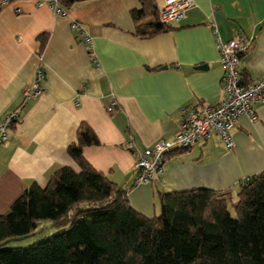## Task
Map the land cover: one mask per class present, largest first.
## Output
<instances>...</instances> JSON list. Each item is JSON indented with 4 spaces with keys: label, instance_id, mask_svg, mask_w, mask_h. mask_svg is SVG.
<instances>
[{
    "label": "crops",
    "instance_id": "crops-1",
    "mask_svg": "<svg viewBox=\"0 0 264 264\" xmlns=\"http://www.w3.org/2000/svg\"><path fill=\"white\" fill-rule=\"evenodd\" d=\"M51 1L58 0H0V123L21 105L39 55L44 71L43 93L27 101L0 145V216L30 186L46 187L57 170L80 172L67 148L81 123L99 140L83 148V158L126 191L131 207L147 218L159 214L161 193L224 191L264 171V104H257V122L237 119L233 149L213 134L207 142L168 157L154 184H135L137 152L172 139L184 108L222 101L224 68L214 28L223 42L240 35L250 40L240 55L242 80L264 76V0H192L181 21L147 38L135 33L131 18L139 0L76 2L62 7L66 15L56 14ZM153 1L159 11L165 0ZM73 21L91 36L98 65L72 31ZM42 35L47 40L39 52ZM203 65L207 68H198ZM112 102L116 106L109 112ZM46 227L49 222H40L32 238L51 235Z\"/></svg>",
    "mask_w": 264,
    "mask_h": 264
},
{
    "label": "trees",
    "instance_id": "trees-1",
    "mask_svg": "<svg viewBox=\"0 0 264 264\" xmlns=\"http://www.w3.org/2000/svg\"><path fill=\"white\" fill-rule=\"evenodd\" d=\"M81 1L86 0L58 3L67 9ZM139 2L131 11L138 36L171 29L159 23L153 0ZM46 40L39 37V52ZM98 144L94 131L81 123L67 148L80 172L57 170L46 187L30 186L0 216V264H264V171L224 191L161 193L159 214L147 218L131 207L126 191L83 158V148ZM46 221L51 235L27 247L10 246L34 237Z\"/></svg>",
    "mask_w": 264,
    "mask_h": 264
},
{
    "label": "built area",
    "instance_id": "built-area-1",
    "mask_svg": "<svg viewBox=\"0 0 264 264\" xmlns=\"http://www.w3.org/2000/svg\"><path fill=\"white\" fill-rule=\"evenodd\" d=\"M12 1L20 0H1V3ZM37 5H42V2L38 1ZM48 5L56 14L66 15L58 1H51ZM192 6V0H165L163 7L158 11L159 23L167 26L181 21ZM71 29L80 37L91 63L98 65L93 52V40L85 27L81 23L73 21ZM213 35L224 68L221 78L222 101L214 106L201 104L184 108L182 122L172 139L160 140L152 147L137 152L136 185H152L161 179L166 156L172 151L189 149L198 142H207L213 134H216L228 149H233L231 131L235 127L237 119L240 116H245L253 123L258 121L254 105L264 104V76L257 80L245 81L242 80L238 72L240 55L249 49L250 40L240 35L230 41L223 42L215 28ZM41 60V55H39V65L34 81L30 87L24 90L21 105L6 114L0 123V145L8 140L9 131L17 123L27 101L37 98L43 93L44 71ZM240 83L242 84L240 85ZM115 106L116 103L112 102L107 110L110 112Z\"/></svg>",
    "mask_w": 264,
    "mask_h": 264
},
{
    "label": "rangeland",
    "instance_id": "rangeland-1",
    "mask_svg": "<svg viewBox=\"0 0 264 264\" xmlns=\"http://www.w3.org/2000/svg\"><path fill=\"white\" fill-rule=\"evenodd\" d=\"M229 211H230V214L234 217L235 215H234V211H233V209L231 208H229ZM46 222H48V221H46ZM47 226V225H46ZM47 229H46V232H47V234L50 232H52V231H54L52 228H50V227H46ZM49 233V234H50ZM39 235V234H38ZM42 236H44V235H40L39 237H35V238H26V239H22V240H20V241H16V242H11V244H10V246H28L29 244H31V243H33V242H35L36 240H38L40 237H42Z\"/></svg>",
    "mask_w": 264,
    "mask_h": 264
},
{
    "label": "water",
    "instance_id": "water-1",
    "mask_svg": "<svg viewBox=\"0 0 264 264\" xmlns=\"http://www.w3.org/2000/svg\"><path fill=\"white\" fill-rule=\"evenodd\" d=\"M163 68H165V67H163ZM199 69H205V68H207L205 65H203V66H200V67H198ZM242 83H240V85H241Z\"/></svg>",
    "mask_w": 264,
    "mask_h": 264
}]
</instances>
